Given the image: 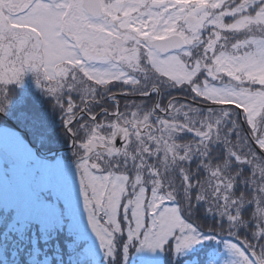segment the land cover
Returning a JSON list of instances; mask_svg holds the SVG:
<instances>
[{
  "label": "snow or ice",
  "instance_id": "snow-or-ice-1",
  "mask_svg": "<svg viewBox=\"0 0 264 264\" xmlns=\"http://www.w3.org/2000/svg\"><path fill=\"white\" fill-rule=\"evenodd\" d=\"M28 71L71 141L74 166L52 160L76 212L33 177L0 202L4 264H51L61 236L73 264H185L206 241L264 264V0H0V117ZM16 118L32 143L0 136L42 165L54 122Z\"/></svg>",
  "mask_w": 264,
  "mask_h": 264
},
{
  "label": "rangeland",
  "instance_id": "rangeland-1",
  "mask_svg": "<svg viewBox=\"0 0 264 264\" xmlns=\"http://www.w3.org/2000/svg\"><path fill=\"white\" fill-rule=\"evenodd\" d=\"M40 75L41 74L39 73H33L31 71L25 72L22 82L20 84H13V89H9L12 95V105L10 107L9 117H11L12 123L26 132H28L27 129L22 122L16 118L20 113L33 111L35 109L41 111L46 110L48 114L51 113L48 110L49 108L42 105L41 102V98L45 94L43 89L37 86V79ZM8 87L9 85L7 88ZM55 112L59 114L58 117H55L57 119L56 121L59 123L60 113L58 110L54 109L53 113L50 115L54 116ZM0 123H4V121L0 119ZM9 131L17 133L15 131ZM23 139L26 141L24 137ZM0 149L9 153L15 161V164L10 168H7V170L4 165L0 163V202L12 200L13 198L26 193L32 186L33 177H38L44 185L54 187L56 194L60 196V201L66 206L69 214L76 212L77 187L74 170L57 167L53 164V160L48 161V159L44 160L42 165L36 164L28 157L22 146L13 143L10 139L5 138L4 136H0ZM64 157L66 158V156ZM64 157L59 156L58 159ZM65 158V163L74 166L73 162H70ZM43 214L51 216V210L45 209L43 210ZM226 242L227 241H215L214 245V241H206L205 244L198 246L197 249L189 253L188 256L184 258V261L198 263L202 255L205 253L208 257L209 254H211L215 264H231L233 257L224 247V243ZM210 244L213 245L212 249H210ZM219 247L222 248L220 249ZM75 253L76 255L73 257V262L78 256L82 255L79 250H76ZM132 255L135 257L137 253L133 252ZM96 264H104L102 255H97Z\"/></svg>",
  "mask_w": 264,
  "mask_h": 264
},
{
  "label": "trees",
  "instance_id": "trees-1",
  "mask_svg": "<svg viewBox=\"0 0 264 264\" xmlns=\"http://www.w3.org/2000/svg\"><path fill=\"white\" fill-rule=\"evenodd\" d=\"M48 110L51 113H53L54 107H49ZM50 114H49V117L51 121L54 122V129L57 133V136L55 139H53L52 142H50L49 144L43 147V149L48 150V151H52V150H56L61 147H65L70 143L68 138L64 135L61 122L58 123L56 121L57 119L55 117H58L59 114L56 112L54 113V116H51ZM0 125H4V123H0ZM32 238H33V243H35L37 240V233L35 229H33ZM214 245H215V241H214ZM41 247L44 249V252L47 253L48 259L51 261V264H73V257H75L76 253L75 251H73L71 255H69V252L64 250V237L63 236H61L57 241H55L54 244H49L46 247L44 245H41ZM212 248H213V245L210 244V249ZM132 254L133 252L131 253V255ZM12 256L16 257V254L13 252ZM25 258H26V253H22L19 257H16L17 264H25ZM207 260H208V256L204 253L198 263H195L193 261L192 262L185 261V264L186 263L187 264H206ZM0 264H4L3 257H0ZM162 264H168L167 256L162 255Z\"/></svg>",
  "mask_w": 264,
  "mask_h": 264
},
{
  "label": "flooded vegetation",
  "instance_id": "flooded-vegetation-1",
  "mask_svg": "<svg viewBox=\"0 0 264 264\" xmlns=\"http://www.w3.org/2000/svg\"><path fill=\"white\" fill-rule=\"evenodd\" d=\"M8 89H13V86L12 85H9ZM41 102H42V105H44L45 107L49 108V107H53L54 105V101L50 98V97H47V96H43L41 98ZM12 103V102H11ZM12 105V104H11ZM1 120L4 121V125L6 128H8L9 130L11 131H15L13 125H12V121H11V117L8 116H3V117H0ZM17 126V125H16ZM18 127V126H17ZM20 128V127H18ZM21 129V128H20ZM22 130V129H21ZM16 132V131H15ZM72 150V149H71ZM6 152V151H5ZM9 155V153H7ZM71 162L74 163L73 161V158H72V154H71ZM0 163L3 164L2 160L0 159ZM4 165V164H3Z\"/></svg>",
  "mask_w": 264,
  "mask_h": 264
},
{
  "label": "water",
  "instance_id": "water-1",
  "mask_svg": "<svg viewBox=\"0 0 264 264\" xmlns=\"http://www.w3.org/2000/svg\"><path fill=\"white\" fill-rule=\"evenodd\" d=\"M12 125H13L14 127H16L15 124L12 123ZM16 129H17L18 131H21V130L18 129L17 127H16ZM26 135H27V138H28L29 143H31L28 134H26ZM68 149H69V148H66V149H64V150L58 151V152L56 153V155L60 154V153L63 152V151H67ZM42 154L45 155V156H49V154H47V153H42ZM0 158H1V159L3 160V162H4L5 164H7V165H11V164L13 163L12 158H11L10 156H8V155H7L5 152H3V151H0Z\"/></svg>",
  "mask_w": 264,
  "mask_h": 264
}]
</instances>
